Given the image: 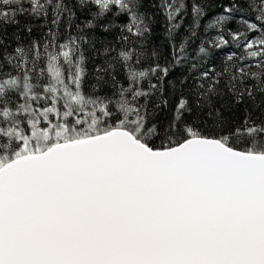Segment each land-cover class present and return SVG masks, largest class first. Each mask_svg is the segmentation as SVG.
Segmentation results:
<instances>
[{
  "label": "snow or ice",
  "instance_id": "snow-or-ice-1",
  "mask_svg": "<svg viewBox=\"0 0 264 264\" xmlns=\"http://www.w3.org/2000/svg\"><path fill=\"white\" fill-rule=\"evenodd\" d=\"M0 264H264V0H0Z\"/></svg>",
  "mask_w": 264,
  "mask_h": 264
},
{
  "label": "trees",
  "instance_id": "trees-1",
  "mask_svg": "<svg viewBox=\"0 0 264 264\" xmlns=\"http://www.w3.org/2000/svg\"><path fill=\"white\" fill-rule=\"evenodd\" d=\"M154 2V0H150V3ZM150 11H155V9H151ZM187 23V20L185 21V24ZM156 28H157V36L160 37L162 36V33L164 31V20L162 16H157V24H156Z\"/></svg>",
  "mask_w": 264,
  "mask_h": 264
}]
</instances>
